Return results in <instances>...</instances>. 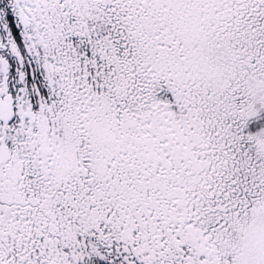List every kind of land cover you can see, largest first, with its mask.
<instances>
[{"label":"snow or ice","instance_id":"1","mask_svg":"<svg viewBox=\"0 0 264 264\" xmlns=\"http://www.w3.org/2000/svg\"><path fill=\"white\" fill-rule=\"evenodd\" d=\"M0 264H264V0H0Z\"/></svg>","mask_w":264,"mask_h":264}]
</instances>
